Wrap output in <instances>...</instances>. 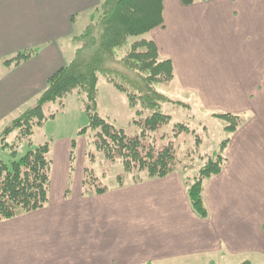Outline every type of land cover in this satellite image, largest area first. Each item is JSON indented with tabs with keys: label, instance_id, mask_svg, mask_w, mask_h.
Returning <instances> with one entry per match:
<instances>
[{
	"label": "crops",
	"instance_id": "crops-1",
	"mask_svg": "<svg viewBox=\"0 0 264 264\" xmlns=\"http://www.w3.org/2000/svg\"><path fill=\"white\" fill-rule=\"evenodd\" d=\"M101 1L0 0V58L37 49L1 74L3 132L65 66L63 38ZM163 16L150 35L158 47L179 42L182 84L196 77L203 101L247 113L228 166L205 186L208 217L191 208L179 172L84 195V166L71 169L73 140L61 139L48 204L0 221V264H264V0H165Z\"/></svg>",
	"mask_w": 264,
	"mask_h": 264
},
{
	"label": "trees",
	"instance_id": "trees-1",
	"mask_svg": "<svg viewBox=\"0 0 264 264\" xmlns=\"http://www.w3.org/2000/svg\"><path fill=\"white\" fill-rule=\"evenodd\" d=\"M181 1L184 5H191L198 0ZM164 2L165 0H102L96 7L97 11L94 12L99 14V18L91 19L86 30L75 38L78 48L72 61L47 79L36 103L16 118L0 136L1 149H9L13 157L8 164L0 155V221L47 205L53 168V161L50 159L52 147L49 142L33 148L31 138V148L17 157L20 145L9 142L8 135L23 130L28 138L32 137L34 129L55 118L63 110L67 97L75 93L83 100L89 118L88 125L79 132V136L91 130V143L95 150L102 153L108 163L122 162L124 174L118 175L114 187L125 186L127 178H130L131 184H136L179 172L184 178L191 208L200 217H208L203 199L204 184L223 171V157L217 155L215 160L208 161L198 174L191 177L186 165L178 159V146L173 141L164 143L163 138L157 137L158 132L170 123L171 116L161 111V104L167 100L153 85L172 80L175 76L172 60L161 56L150 35L153 29L164 22ZM130 38L134 42L120 56V49L127 45ZM36 52L37 49L20 51L15 57L5 61L3 67L18 66ZM100 74L117 89L125 92L130 106L137 108L136 117L139 119L135 117L133 122L141 129V133L128 134L98 114ZM220 117L229 120L238 118L229 114ZM189 131L187 125L177 124L174 139ZM76 149L77 140L74 139L70 156L72 170ZM92 155L88 153L85 156L90 163L83 170L84 195L102 194L111 189L97 176L92 167L95 163ZM182 165L184 169H181Z\"/></svg>",
	"mask_w": 264,
	"mask_h": 264
},
{
	"label": "rangeland",
	"instance_id": "rangeland-1",
	"mask_svg": "<svg viewBox=\"0 0 264 264\" xmlns=\"http://www.w3.org/2000/svg\"><path fill=\"white\" fill-rule=\"evenodd\" d=\"M96 7H94L93 10L89 12V21L87 19L83 20L82 16L78 17V31L76 35L72 36L71 38H63L64 43L62 49L64 58L63 62L65 63V65L69 64L72 61L78 48V45L75 42V38L80 36L86 30L91 19H93L94 17H97V19L99 18V14L96 15L94 12V10L97 11ZM133 42V38H130L129 41H127V45L120 49L119 55L123 56L125 52H127L131 47ZM172 43L173 44H171L170 42V47L165 44V47L161 45L158 47V49L163 58H169L173 62V59L177 60L181 57V52L179 45H177L179 42ZM165 48H171V51H166ZM17 53H14L12 55H5L0 58L1 74L4 73L6 69L13 67L9 66L8 68H5L3 66L5 61L15 57ZM172 54L178 56L177 59L174 58L175 56H173ZM176 63L178 66V62ZM176 63L173 62L175 76L172 80L168 79L162 82H156L153 85V87L157 91L165 95L167 100L166 102H163L161 104V111L171 116L170 123L167 126H164L158 132L157 137L163 138L164 143L165 141H173L174 145L178 146V148L176 149L177 152L179 151L178 159L181 160L182 164L186 165L185 167H187V169L190 171L189 174L191 177L195 176V174H198L200 169L204 165H206L208 161H210L211 159L215 160V157L217 155H221L223 157L222 159L225 161V168L226 166H228L230 157L229 147L232 143L231 141H233L236 132H239V130L245 124V115H247V113H234L228 111L229 108H227V105H230V103L228 102L203 101L202 97H204V95L202 91L199 90V86L197 84H194V81L197 80V78L189 76V79L185 84L190 85L182 84L180 76L179 74H177L175 66ZM190 65L194 67L196 66V64L192 63H190ZM203 87L209 86L203 85L202 88ZM128 101L129 100L125 92L117 89L111 82L106 79L104 75L100 74L98 76V114L114 124L117 128L125 130L128 134L136 135L141 133V129L138 128L133 122L134 118L136 117L137 108L131 107ZM35 103L36 100L24 106L22 109V113L25 112L28 108L32 107ZM64 103L65 105L63 107V110L60 111L55 118L46 121L42 126L36 127L34 129V134L32 137L28 138V135H25L23 130H18L17 132L8 135V141L12 144L18 143L20 145V149L18 150V152L21 155L19 156L24 155L27 152L28 148H30L29 142L31 138V142H33V148L40 144H44L45 142H49L52 147L50 159L54 161L55 151H53V149L56 146V142L61 139H68V141L75 139L77 140L78 147L76 150L77 158L73 165L76 166V169L78 167V173H82L81 167L86 166L90 163L89 159L86 160L85 156L88 155V153L93 154L91 158L95 160V163H93L92 167L94 168L97 176L101 178V181L104 185L108 186L109 188H113L117 184L118 175L124 174V168L121 164L122 162L115 161L108 163L103 154L95 150V146L92 144L93 137L91 130H89V132H87L86 134L79 136V132L89 123V118L85 111L83 100H80V98H78V95L75 93L67 97ZM223 114H229L231 116L236 115L238 116V118H231L230 120L223 119L222 117H220V115L222 116ZM180 123L187 125L190 131L184 132L180 134L178 138L174 139L175 126ZM230 127H233V130H230ZM1 132H3L2 127H0V133ZM1 148L2 147H0V154L3 160L10 164V162L13 160V157L10 154L11 151L9 149L3 151V149ZM184 165L181 166V169L185 168ZM73 174L74 173L72 171L71 175ZM214 177L215 176L206 180L204 184L203 199L207 210L209 206L207 205V202L205 200V186L207 182ZM78 179L79 175H77V180ZM129 180L130 178H127V184L130 183ZM70 182H72L73 184L74 181L71 179ZM253 262H255L253 264H256V261ZM179 264L237 263H230L229 261H218L208 257L206 258V260H204V262L201 259L198 261L196 259L195 261L191 262H179ZM238 264L246 263L240 262Z\"/></svg>",
	"mask_w": 264,
	"mask_h": 264
}]
</instances>
